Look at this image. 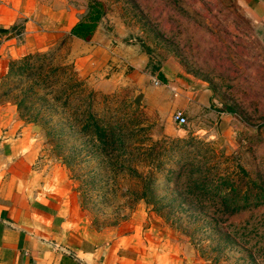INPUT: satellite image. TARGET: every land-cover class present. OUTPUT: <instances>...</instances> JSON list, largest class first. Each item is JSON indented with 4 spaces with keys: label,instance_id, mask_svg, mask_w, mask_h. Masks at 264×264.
Masks as SVG:
<instances>
[{
    "label": "rangeland",
    "instance_id": "1",
    "mask_svg": "<svg viewBox=\"0 0 264 264\" xmlns=\"http://www.w3.org/2000/svg\"><path fill=\"white\" fill-rule=\"evenodd\" d=\"M56 1L75 19L100 3L98 30L113 36L101 42L117 46L122 57L141 54L147 75L165 65L201 80L210 98L177 125L162 91L153 104L144 103L125 77L132 67L108 60L91 77H77L113 135L100 140L76 125L67 128L61 124L66 112L46 93L52 87L34 81L84 53L85 44L63 35L51 60L16 63L0 76V103L14 104L19 120L33 127L30 187L69 199L95 230L119 225L144 207L147 222L201 264H264V202L224 206L213 197L232 189L250 202L264 201V41L244 6L237 0ZM112 69L118 73L113 84L98 88Z\"/></svg>",
    "mask_w": 264,
    "mask_h": 264
},
{
    "label": "crops",
    "instance_id": "2",
    "mask_svg": "<svg viewBox=\"0 0 264 264\" xmlns=\"http://www.w3.org/2000/svg\"><path fill=\"white\" fill-rule=\"evenodd\" d=\"M237 1L256 22L264 41V0ZM80 19L70 9L59 8L56 0L47 5L43 0H0V76L9 61L45 51L65 35L85 44L84 53L72 59L77 76L91 77L108 60L124 61L132 67L125 77L144 103L153 104V95L162 91L168 98L163 104H171L172 112L180 110L183 116L208 105L210 93L204 82L178 76L165 65L147 75L141 54L122 57L117 46L101 42V37L112 35L98 30V22L87 41L72 36L69 29ZM112 71L110 79L100 78L98 88L113 84L111 78L118 73ZM32 128L19 120L14 104L0 103V264H201L147 222L144 207L135 208L119 225L95 230L78 217L69 199L51 189L30 187Z\"/></svg>",
    "mask_w": 264,
    "mask_h": 264
},
{
    "label": "trees",
    "instance_id": "3",
    "mask_svg": "<svg viewBox=\"0 0 264 264\" xmlns=\"http://www.w3.org/2000/svg\"><path fill=\"white\" fill-rule=\"evenodd\" d=\"M89 9L84 17L75 22L69 29V33L72 36L80 38L84 41H87L97 22L100 20L103 10L102 5L100 3H91L88 5ZM57 45L50 47V50H45L41 52H34L26 54L18 59H14L9 61L8 66L11 68L13 64H20V66L28 65V60L30 59H45L51 60L53 51L55 50ZM41 68L35 70L34 74L40 72ZM40 73L35 76V84L36 82L47 83L48 86L52 88L48 89L46 92L47 95L51 94L50 98L57 108L60 107L62 111H65L64 117L62 116L61 122L62 125L67 128L72 127V125L78 126L80 130L87 131L91 135H95L100 140L104 139L105 134L113 135L112 128L104 129L102 123L99 122L96 113H94V109L91 107L94 99L91 98L92 92H85V88L82 84V81L77 77L72 63L67 65L57 64L54 67L50 68L48 73ZM157 76L160 77L159 73ZM34 84V83H33ZM38 99L42 102H45L43 95L38 96ZM19 108V103H16ZM71 121V122H70ZM226 180L221 179V182H225ZM207 184V183H206ZM196 189L204 190L206 187L204 185L194 187ZM232 188V187H231ZM213 197H215L221 204L224 206H231L233 204L240 205L243 204H252L257 205L259 203L264 202L263 200H256L252 198L248 201L247 194L244 191L235 192L232 189H224L219 190V192L214 193ZM257 197V195H256ZM207 198L211 199L212 195ZM249 203H248V202Z\"/></svg>",
    "mask_w": 264,
    "mask_h": 264
},
{
    "label": "built area",
    "instance_id": "4",
    "mask_svg": "<svg viewBox=\"0 0 264 264\" xmlns=\"http://www.w3.org/2000/svg\"><path fill=\"white\" fill-rule=\"evenodd\" d=\"M152 83L154 85H158V80L156 78H152ZM171 119L172 121L177 125H183L185 123V117L182 115L180 110H174L171 113Z\"/></svg>",
    "mask_w": 264,
    "mask_h": 264
}]
</instances>
